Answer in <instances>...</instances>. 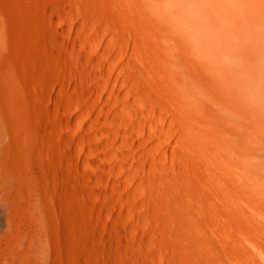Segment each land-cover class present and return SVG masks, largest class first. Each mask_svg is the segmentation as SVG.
I'll use <instances>...</instances> for the list:
<instances>
[{"label":"rangeland","instance_id":"obj_1","mask_svg":"<svg viewBox=\"0 0 264 264\" xmlns=\"http://www.w3.org/2000/svg\"><path fill=\"white\" fill-rule=\"evenodd\" d=\"M115 1L117 0H81V4L86 6L87 10L94 16L103 12L109 24L110 22L116 23L115 27L118 34L116 38L117 41H120V35H124L127 28L116 21ZM135 1L130 0V7H133L132 9L139 14L141 8L137 9V1L136 3ZM213 1L222 5L221 10L228 11L231 15V31L227 37L230 39L225 40V48L222 49H209L205 46L206 39L216 33L211 27L212 20L209 15L204 11L197 13V16L191 13L192 7L200 8L205 3ZM70 5L69 2V6L67 4L66 8H71L72 13L73 7ZM0 6L2 7L0 11L4 10L1 11L2 14L0 13V15L7 19V24L10 22L5 27L6 29L4 28L5 33L0 35V94L3 92L0 97L9 94L8 97L14 96L15 107L22 101V97L24 101L32 105L33 102L31 101H34L35 96L33 86H35L37 94L51 95L56 101L57 108L65 112L64 119L67 118L74 123L76 112L65 103V94L70 93L71 88L66 85L68 83L64 77L67 76V72L72 73L75 70L74 66H79L71 63L67 57L65 58L62 48L69 47L75 39L70 41L66 35L61 36L58 33L61 27L59 23L52 25L53 28L50 24V21L55 17L50 13L51 8L57 12L60 11L63 16L64 13L51 0H0ZM121 10L126 11V6H123ZM83 11V9L79 10L81 16L84 15ZM66 13L65 19L67 18ZM190 13L192 16L188 19L197 22L193 31L198 34L199 39L195 43L189 41L187 38L189 35L186 33H184L186 44L181 43L179 38L175 39L176 41L180 40V44L186 45L184 51L179 50L184 55L176 50V48L180 49V44L175 46L177 42L173 39L175 44H171V40V43L168 42L167 44L170 50L164 48L166 45L159 36L160 34H157V25L155 24V26L154 23V28L153 26L152 28L156 34L154 32L153 36L156 35V37L154 38L152 35L146 37L145 47L148 48L151 57L148 64L164 66L163 64L167 63L162 61L159 54H162L163 51H167L165 55L170 53L171 57L174 56L178 61L169 57V54L168 58L167 55L163 58L165 60L174 59L175 62L172 63V66L175 65L174 71H179L178 69L175 70L176 67L185 69L181 73L183 75L181 78L184 77L182 79L184 81L183 87L188 91V94L184 92V113L178 110L177 114V108L172 107L166 100L173 113L170 114V119H173L177 128H181V124H184V131L182 130L181 133L184 134L187 141L184 139V146L178 150L177 172L176 170L172 172L173 188H168L166 191L162 190V196L165 198L163 200L166 202V211L154 203L148 204L146 216L150 221V226L155 232L157 231L158 238H151L149 233H144L143 238L137 237L138 240L134 238V244L128 239L127 241L122 232L125 233L130 227V223L118 209L121 198L117 195L112 196L116 210L110 212L107 210L108 214L106 213V215L103 212L99 213L100 210L107 209L104 200H100L103 198L104 189L90 185L85 179V176L96 178V173L81 166L71 177L65 176L63 178L65 183H63L59 176L61 175L59 162L63 159L62 153L54 151L50 154L47 150L45 137L38 136L35 124L27 120H25V124L33 126L31 127L33 130L35 129L33 133H36L40 140L36 139L37 144L36 141L31 143L27 139L25 140L26 135L24 137L23 134L25 133L22 132V119L19 118L20 124L16 126L18 128L12 129V135L10 134L11 138L13 137L12 141L9 142L11 139L9 137L10 139L5 144L4 152L7 154L4 153L2 157V163L5 164L3 165L5 175L7 177L14 176V178H8L10 181V186L7 189L8 202L5 205L0 204V264H159L154 258L155 249L162 252L164 259L170 256V262L169 259L167 260L168 264H256L253 248L255 246L264 248V234L257 228V224L260 225L263 221L260 213H264V208L262 205V207L258 206L257 203V207H255L251 193L256 187L263 185L257 180V176L264 175V170L262 168L260 172V168L251 167V163L256 162L260 158V154L256 152L255 146L253 149L247 146L250 145L247 134L244 135L240 131L242 137L237 138L236 135L239 134L238 129H246L247 131L249 127L248 130L254 131L255 135L250 131L248 134L255 137L258 145L264 146V136L259 137L260 134L256 132L257 127L253 126L255 123H251L253 126L251 129V125L247 121L250 118L264 121V0H189L188 4L184 5V17ZM202 19L204 20L201 21ZM105 24L103 22V25ZM142 26L144 27L143 24H140V27ZM130 29L128 28V31L131 32L130 36L132 34L139 35L137 30ZM106 33L108 36H112L110 28ZM159 37L161 43H159ZM157 39L158 41H156ZM173 46L179 54L171 51V49L174 50ZM152 47L156 49V52ZM183 47L181 48L184 49ZM159 51L160 53H158ZM141 57L144 58L143 55ZM155 58H158L157 62ZM191 63L200 65L220 64L222 69H215L217 76L249 79L252 90L249 101L252 104L254 101L260 103L262 113L253 112L250 116L239 115L236 112L238 103L232 104L226 95L218 94L216 90H213V87L208 86L211 77L204 71H196L199 73L196 74ZM68 65L69 68H67ZM68 69L70 70L68 71ZM181 69L180 71H182ZM45 75L46 78H43ZM176 80L180 81V79ZM205 80L208 82L205 83ZM11 81H14L13 83L16 85H12ZM22 81L26 85L25 90ZM38 84L39 86L42 85V88H39ZM19 86H21L20 90L15 89ZM17 91L21 92L18 93ZM193 91L205 95V98L200 101L203 95L199 94L201 98L198 96L200 99L198 97L195 99V95H192ZM11 93H15V95L12 96ZM190 97H193V100ZM233 107L236 108V111ZM222 108L221 112L219 109ZM32 109V113L38 112L35 107ZM18 111L21 112L18 114L22 118V108ZM224 111H227L228 114ZM217 115L221 118H216ZM198 119L203 123H199ZM224 119L227 122L223 124L221 120ZM225 128L228 129L225 130ZM15 130L19 133H16ZM218 130L220 132L225 130V132L220 133ZM79 133L82 137H88L84 131H79L77 134L79 135ZM15 137L18 140L16 141L18 142L17 145H15L16 142H13ZM25 142L27 144L24 146ZM9 144L12 147L8 146ZM32 144L35 146L33 147ZM42 144L44 145L42 146ZM244 147L245 149L250 148L246 149L247 153L244 151ZM257 147L259 148V146ZM23 148L27 150L24 151ZM15 149L19 153L24 151L17 154V157H21L20 160L19 158L16 159L17 151ZM46 151L47 155L45 156L46 153L44 152ZM25 152L27 153L25 154ZM22 160H25L23 163L32 167L30 171L27 165H23ZM74 161L78 163L81 160L75 156ZM12 163L13 165H11ZM14 163L18 164L14 167ZM80 164L82 165V163ZM24 167L28 171L22 169ZM24 170L27 172L25 173ZM247 170L249 174L251 173L248 176ZM54 172L56 173L55 176ZM47 176L48 178L44 182V177ZM22 179L24 180L22 181ZM27 179L28 184L26 183ZM52 179H54V184L50 183ZM48 183L51 186H48ZM53 186L57 187L53 188ZM96 190L101 198H97ZM107 192H110V189ZM40 196L43 197L40 198ZM42 199L43 206L40 205ZM40 206L44 208L43 212L47 211L46 213H48H43L44 218H42ZM6 208L8 211H5ZM134 226L138 227L136 224ZM122 237L124 238L122 239ZM48 239L50 249L48 243L45 242H48ZM156 240L158 243L155 242ZM137 244L140 246L138 247ZM157 245L159 248L156 247ZM195 257L196 259H194ZM167 261L162 264H166Z\"/></svg>","mask_w":264,"mask_h":264},{"label":"bare ground","instance_id":"obj_2","mask_svg":"<svg viewBox=\"0 0 264 264\" xmlns=\"http://www.w3.org/2000/svg\"><path fill=\"white\" fill-rule=\"evenodd\" d=\"M51 1L53 4H55V6L59 8V10H61L64 13L63 16V14L60 11L57 12L52 8L50 9V13L53 14V17L55 16L54 19L50 21L51 27L53 28L52 25H56L59 23L61 27L58 30V33H60L61 36L66 35L70 41H73L75 39V41L70 43L69 47L66 46L62 48L65 58L67 57L71 61V63H74L79 66V67L74 66L75 70L72 73L67 72L66 74L67 76L64 77L66 78L68 83L65 84L69 85V87L71 88V92L65 94V103L69 105L71 108H73V110L76 112V117L74 121L75 124L73 123V121L67 120V118L64 119L65 112H62L57 108L56 101L51 95L37 94L36 92L37 88L35 86H33L34 88L33 93L35 92V96H34V101L33 100L31 101L33 102L32 105L24 101V98L22 97V101L19 102L18 105L15 104L17 106L15 107L13 100L14 97L13 95H15V93L14 94L11 93L13 97H8L10 94L8 96L6 95L5 97L3 96L0 97V204L5 205V203L8 202L9 198L7 197V189L10 186L9 179L11 177H12L11 179L14 178V176L7 177V175H5V170L3 168V165L5 164L2 163V157L3 154L5 153L4 152L5 144L7 143V140L11 138L10 134L12 135L11 133L12 129H14L16 126H19L20 124L19 120L22 119V132L25 133L23 134L24 137L26 135L25 140L27 139L31 143L36 141L37 144L36 139L40 138L38 136L45 137L47 142V150L50 152V154L53 153L54 151H58L62 153L63 159H61V161L59 162L60 165L59 170L61 175L59 174L57 175L61 177L60 180L63 183H65V179H63L65 176L71 177L75 171H78L81 168V166L86 170L94 171L96 173L97 175L96 178L85 176V179L90 185L96 188L104 189V192L102 193L103 198H101V195L97 193L96 190L97 198H101L100 199L101 201L103 199L107 208L103 211L100 210L99 213L103 212L106 215L107 210L108 212L116 210V207L113 204L112 196L117 195L121 198L119 204L120 207H118V209L121 212V214H123V216L130 223V227L128 226L129 228H127V230L125 229L126 230L125 233L123 230H121L123 231L122 234H124L126 240L128 239L132 244H134L135 242L134 238L137 237L143 238L142 235L144 233L146 234L149 233L151 238H155V237L158 238L156 235L157 231L155 232V230L150 226L149 223L150 221L146 216L147 215L146 211L149 203H154L158 207L166 211V202L163 200L165 198L164 196H162V190L166 191L168 188L171 189L174 186V183L172 182L173 179L172 172H175V170L178 167V164H176L178 163L176 162V159L179 158L178 150H180L184 146V139H185L184 134L181 133L182 130L184 131V124L183 123L181 124V128H177L176 125H174L173 119L172 118H171L172 120L170 119V114H173L171 112L170 105L172 107L177 108V114H178V110L183 112L184 101H185L184 92H187L188 94V91L185 90L183 87L184 81L182 79H184V77L181 78V76H183L181 73H183L185 69L182 70L181 67H179L182 70L180 71V69L176 67L175 70L178 69L180 72L174 71L173 67H175V65L174 66L172 65L174 64L173 62H175L174 61L175 57L172 56L174 58L173 60H169L170 58L165 60L163 58L166 55L168 58L170 53H167L165 55L167 51L164 52L162 50L164 52L163 54V52L160 50L163 54L162 55L160 51L158 52L161 54V55L159 54V57L162 59V61L164 63H167V64H163L164 66L160 64H154V65L148 64V60L151 57L149 56L150 53H148L147 50L148 48L146 49L145 47L146 37L147 36L149 37V35L153 36V33L155 32L153 30L154 28L153 23H154V25L155 24L157 25V26L155 25L157 27V28L155 27L156 30L160 32V33L157 32V34L158 35L160 34L159 36H161V39L166 45V47L163 46L164 48H167L168 50L169 49L167 45L168 42L171 43L170 42L171 40L172 41L171 44H175L174 42L176 41L175 39L179 38L182 42L180 40L176 41L177 44H175V46H178L180 44L179 42L181 43L184 42V33L189 35V31L190 30L193 31L195 26L197 25V22L195 20L188 19V17L192 15L197 16V13L204 11V13L208 14L210 19L212 20L211 27L216 32L215 34H212L206 39L205 46L208 47L209 49H222L225 48L224 47V45L226 44L225 40L230 39V38L227 39V37L229 36L231 31L230 30L231 15L229 14L228 11L226 12L222 11L221 10L222 5H219L218 3H216V1L208 2L207 4L205 3V5H203L200 8L192 7V11H191L192 15L190 13L188 16L184 17V5L188 4L189 0H136L137 9L141 8L140 10L138 9L139 14H137L132 9L133 7L132 8L130 7V3H129L130 0H121V1L117 0L114 3V9L117 13V15L115 16L116 21H118L125 28H127L126 30L127 32L124 35H120V41H117L116 37L118 36V34L115 27L116 23H112L109 20L110 22L109 24L108 19L103 14V12H101V14L99 15L94 16L92 13H90L89 10H87L86 6L81 4L83 2V1L81 2V0H51ZM69 2L71 4L70 7H73L74 9V11L72 9V13L70 7H69L70 9L66 8L67 4L69 6ZM138 4L140 5V7H138L139 6ZM123 6H126V11L121 10ZM0 8L2 7L0 6ZM80 9L84 10L83 11L84 15L82 16L80 15L79 12ZM1 11L3 12L4 10L2 9ZM1 11L0 13L2 14ZM65 13L67 15L66 16L67 20L65 19ZM204 19H202L201 21H203ZM6 20L7 19H4V17L0 15V35L1 34L3 35L5 33L4 28L7 27L8 24L10 23L9 22L7 24L8 21L6 22ZM103 22L106 24L103 25ZM140 24H143L144 27L143 26L140 27ZM108 28H110L112 36H108L106 33ZM128 28L129 29L133 28L134 30H137L139 32V35L136 36L132 34V36H130L131 29L128 31ZM153 37L155 38L156 35ZM187 38L189 39V41H192L190 40L189 37ZM161 39L159 37V41ZM156 41H158V39ZM161 42L162 41H160L159 43ZM181 45L182 44H180V49L176 48V50L184 51L186 45H182L184 46L183 47L184 49L181 48L182 47ZM158 46H162V45H158ZM152 49L154 51L156 50L153 47ZM176 50L175 47L174 50L171 49V51L177 52ZM179 52L177 53L179 54ZM173 53L172 55H174ZM181 54L184 55L183 52H181ZM142 55L144 56L143 58L144 60L141 57ZM169 57H171V55ZM155 59L157 62L158 58ZM191 65L193 68L191 66L190 68L195 70V72L204 71L211 77L210 82H208V80L207 81L205 80V83L208 82L209 84H211V85L207 84L208 86L214 88L211 89H213L214 91L216 90L218 94L223 93L224 95H226L227 98L232 102V104H234V102L238 103V105H236L237 111L236 108L234 107L233 108L235 109L234 111H236L239 115L250 116L253 114V112L262 113V106L260 103L258 102L256 103L254 101V104H252V102L250 103L249 101L250 95L252 93L249 84V79L246 78L235 79L227 76H217L215 73V69L221 70L222 66L220 64L200 65V64L191 63ZM67 68H69V65ZM69 70L70 69H68V71ZM198 72H196V74ZM43 78H46V75L43 76ZM176 79H180V81ZM22 83L25 90L26 85H24L23 81ZM12 85H16V83L15 84L13 83ZM38 87L42 88V85L39 86L38 84ZM19 88H21V86L15 89L20 90ZM193 92L192 95H195L194 96L195 99H197L196 97L198 96L201 98V95H203L195 91ZM195 93L198 95H196ZM0 95H3V92ZM164 97H166V99H164ZM190 98L192 99L193 97ZM203 98H205V95L202 96L200 101H202ZM166 100L167 102L169 101L170 105L166 103ZM232 104H231V109H232ZM32 107L33 108L35 107V109L38 110V112L36 111L37 112L36 113L34 110L35 113H32L33 112ZM20 108H22V118L18 114L20 112L18 111ZM219 110H221L222 112L223 108ZM226 112L227 111H224V113ZM248 116L246 117L249 118ZM216 118L220 119L221 117L218 116ZM25 120L35 124V128L37 130L38 136L36 135V133L35 134L33 133V131L35 130L31 128L33 126L31 125L27 126V124H25ZM200 120L199 123H203V121L201 122ZM225 120L226 119L221 120V123L223 122L224 124V122H227V120L226 121ZM247 121L249 122L250 125L252 122L255 123V125L253 126H255V128L257 127L256 132L260 134L259 137L264 136V121L258 119L253 120L252 118H250V120ZM253 126L252 125L250 126L251 129ZM226 129L228 128H225V130ZM248 129L247 131L246 129L244 130L238 129L239 134L236 136L237 138L240 136L242 137L240 132L242 131L244 135L247 134L246 136L249 139V140L247 139L249 141L247 142L250 143V145L247 146L248 147L250 146V148L252 149L254 148L253 146H255V150L257 148L256 152L260 154V158L256 162L251 163L252 165L251 164L250 165L251 167L253 166L260 168V170L259 169L258 170L261 172L262 168L264 170V146L258 145V142H256L255 137L252 136V134H254L253 133L254 131L252 132L251 130ZM16 130L15 132L19 133V131ZM76 130L78 132L79 131L86 132L88 134V137H82L80 136V133L78 135L77 134L78 132ZM220 130L218 131L220 132ZM225 130L221 131L220 133L225 132ZM249 131L252 133L251 135L248 134L250 133ZM15 138L16 139L13 142L18 141L17 137ZM12 139L13 137L10 139L9 142H11ZM185 141L187 140L185 139ZM26 142L24 146L27 144ZM17 143L18 142H16L15 145H17ZM43 145L44 144H42V146ZM256 145L259 146V148ZM8 146L11 145L9 144ZM14 146L13 148H15ZM34 146L35 145H33V147ZM248 147L246 148L247 150L250 149ZM243 149H245V147ZM246 149L244 151L247 153ZM23 150L26 151L27 149L25 150L23 148ZM15 151H17V149H15ZM23 152L21 151L20 153ZM20 153L17 151L16 157L17 154ZM26 153L27 152H25V154ZM44 153H46L45 154L46 156L47 151ZM6 154L7 153H5V155ZM32 154L34 153L32 152ZM75 156L80 158L82 162L80 161L78 163H75L74 161ZM18 158L19 160L21 159V157H17L16 159ZM23 159L26 160V158ZM25 160H22V163L25 162ZM33 160L35 159L33 158ZM19 163L21 162L19 161ZM79 163H82V165L81 164L79 165ZM246 163L248 162L246 161ZM17 164H15L14 167ZM11 165H13V163ZM23 165L26 166L27 164L23 163ZM27 166L30 171V168L32 167H30L29 165ZM22 169L27 170V168L25 167ZM25 170L24 172L26 173L28 170L27 171ZM55 174L56 173L54 172V176ZM250 174L248 173L247 176ZM48 176L46 178L44 177V182L45 180H47ZM28 179L26 180L27 184H28ZM253 179H254V175H253ZM23 180L24 179H22V181ZM257 180L263 183V185L261 187H256V189L252 191L251 196L255 202V207H257L256 205L257 203L258 206L260 207L263 206L264 208V175H259V177L257 176ZM53 182L54 179H52V182L50 183L52 184ZM47 185L51 186L49 183ZM56 187L53 186V188ZM108 189H110V192H107ZM59 192L61 194V191ZM99 192H101V190H99ZM50 193L52 194V192ZM42 197L43 196H40V198ZM41 202L43 203V199L42 201L40 200V205L42 204ZM42 206H40V208H42ZM43 210L44 208H42L41 211L42 218H44L43 213L45 212V211L43 212ZM5 211H8V209L6 208ZM46 212L45 214H48ZM261 215L263 219L262 221L263 224L262 223L260 225L257 224V228L260 230L262 234H264V213H260V216ZM134 224H136L138 227H135ZM37 237L35 238L36 241H37ZM123 238L124 237H122V239ZM139 238H137V240ZM41 239L42 238H40V240ZM45 242L48 243L47 245H49L48 246L49 248L50 247L49 239L48 242L47 241ZM137 242L139 243V241ZM155 242H157V240ZM36 245L38 246L37 243ZM156 247L159 248V245H157ZM253 252L256 256V264H264V248L255 246L253 248ZM154 258L157 260L159 264L165 263L168 259L170 262V256L169 258L164 259V255L158 249H155ZM194 259H196V257ZM166 264H168V261Z\"/></svg>","mask_w":264,"mask_h":264},{"label":"clouds","instance_id":"obj_3","mask_svg":"<svg viewBox=\"0 0 264 264\" xmlns=\"http://www.w3.org/2000/svg\"><path fill=\"white\" fill-rule=\"evenodd\" d=\"M189 38L192 40L194 43L199 39V36L196 32L194 31H189Z\"/></svg>","mask_w":264,"mask_h":264}]
</instances>
